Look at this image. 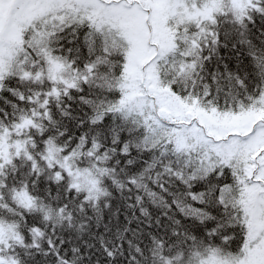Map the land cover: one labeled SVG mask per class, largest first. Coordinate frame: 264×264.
Listing matches in <instances>:
<instances>
[{"label": "snow or ice", "instance_id": "obj_1", "mask_svg": "<svg viewBox=\"0 0 264 264\" xmlns=\"http://www.w3.org/2000/svg\"><path fill=\"white\" fill-rule=\"evenodd\" d=\"M0 264H264V0H0Z\"/></svg>", "mask_w": 264, "mask_h": 264}]
</instances>
